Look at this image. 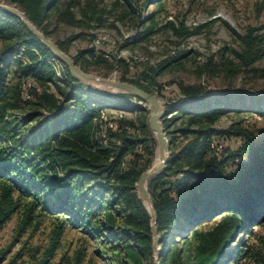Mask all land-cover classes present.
<instances>
[{"label": "trees", "instance_id": "trees-1", "mask_svg": "<svg viewBox=\"0 0 264 264\" xmlns=\"http://www.w3.org/2000/svg\"><path fill=\"white\" fill-rule=\"evenodd\" d=\"M0 1L19 8L46 36L54 14L57 22L74 26L83 23L87 15L90 19L96 15L92 2L81 7L77 0ZM122 1L131 6L140 0ZM157 1L145 0L146 4ZM76 9H81L83 18L78 17ZM184 31L183 26L177 30ZM74 39L70 37L66 42L56 43L67 52L65 43ZM240 39L242 50L236 56L243 66L250 67L262 57L264 36L249 29ZM0 44V175L6 177L11 173L18 179L26 172L29 179L61 187L66 203L79 198L80 205L73 208L79 209L85 223L87 214L96 211L109 196L110 208L124 218L135 246L142 254L149 255L153 242L150 215L136 192L143 173L137 168V160L143 151H152L148 123L144 121L138 125L133 120L117 118L116 129L108 133L109 136L114 133L118 142L100 145L93 132L94 121L100 111L107 108V96L84 90L66 66L60 79L52 52L17 16L3 10H0ZM21 49L29 60L27 63L17 58ZM87 54L94 57L96 51L91 48L79 52L73 57L75 63L78 65L80 58ZM169 61L156 70H163ZM13 62L17 64L15 79L10 72ZM142 76L153 77L148 72ZM29 83L31 86L27 88ZM52 83L65 84L66 88H59L62 98L50 92ZM136 84L153 92L139 82ZM181 91L184 99L177 110L189 111L191 115L182 131L193 138L172 155L164 170L149 183L157 229L163 237L165 258L162 264H225L231 258L229 246L247 231L250 223L261 219L258 213L264 209V136L260 142H255L250 130L230 128L224 134L237 137L242 146L236 153L226 148L216 153L212 147L213 136L220 132L212 126L227 113L222 101L228 94L207 98L198 88L183 84ZM26 92L30 98L25 97ZM21 106L29 109V116L13 124L9 120L10 113ZM33 121H37L36 126L17 132L22 123L28 125ZM163 126L165 130L169 127L168 120H163ZM3 141L8 142L10 153L2 147ZM228 164H232V172L227 171ZM40 172H44V176L37 177ZM17 187L21 194H32L28 187ZM15 191L14 182L3 184L0 226L18 209ZM201 211L204 212L198 215ZM25 213L24 222L27 223L32 215L30 210ZM219 217L222 218L217 222ZM210 222L216 223L208 230H201V226ZM60 237L59 228L52 239L51 252L56 249ZM176 237L182 238L183 243L177 244ZM245 254L247 252L241 248L234 257L239 259Z\"/></svg>", "mask_w": 264, "mask_h": 264}, {"label": "rangeland", "instance_id": "rangeland-1", "mask_svg": "<svg viewBox=\"0 0 264 264\" xmlns=\"http://www.w3.org/2000/svg\"><path fill=\"white\" fill-rule=\"evenodd\" d=\"M77 2L81 7L92 2L96 15L91 19L87 15L83 23L74 26L57 22L54 14L49 20L47 37L55 43L75 37L65 43L67 52H64L72 57L94 48L96 56H82L78 64L92 76L136 86L139 82L149 87L163 102V110L167 113L164 119L168 120L169 127L163 128L169 140L170 158L193 138L182 131L191 116L189 111L177 110L184 99L182 84L198 88L207 98L228 94L222 101L228 111L212 126L220 132L213 136L214 142L225 150L236 153L242 146L240 139L224 134L230 128L248 129L255 142L261 141L264 136V41L262 57L250 67L243 66L236 53L242 50L240 36L247 30L264 36V0H159L151 4L140 0L131 6L122 0ZM76 13L83 18L81 9H76ZM181 26L185 29L183 33L177 32ZM54 60L55 64L66 66L55 56ZM167 60H170L169 64L163 70H156ZM15 70L17 64L13 62L10 67L13 76ZM144 72L149 76L152 73L153 77H143ZM80 84L84 90L107 96L106 109L113 120L122 114L123 118L138 125L144 121L149 125V105L140 103V98L107 84L83 81ZM59 88H66L65 84L52 83L49 90L62 98ZM29 113L27 107L21 106L11 111L9 120L13 124L14 121L21 122ZM36 125L37 121L28 125L22 123L17 132ZM109 138V145L118 142L112 132ZM148 138L152 151H143L136 164L143 172L154 165L158 153V142L152 130ZM2 147L11 152L8 142L3 141ZM232 167L228 164L227 171L232 172ZM40 176H44V172L37 177ZM16 178L11 173L6 177L0 175V195L5 182H14V199L18 201L16 212L0 226V264H155L153 242L151 253L142 254L135 246L124 218L110 208L109 196L96 211L87 214L85 223L79 209L73 208L80 205L78 197L66 203L61 187L45 185L40 179H29L26 172ZM18 185L28 187L32 194H21ZM26 210L32 215L27 223L24 222ZM258 214L261 219L250 223L247 231L229 246L231 258L225 264H264V209ZM215 223H207L201 230H208ZM59 228L61 237L51 252L52 239ZM160 238L157 255L162 264L164 244L161 235ZM176 243L182 244L183 239L176 237ZM241 248L247 254L238 259L234 254Z\"/></svg>", "mask_w": 264, "mask_h": 264}, {"label": "water", "instance_id": "water-1", "mask_svg": "<svg viewBox=\"0 0 264 264\" xmlns=\"http://www.w3.org/2000/svg\"><path fill=\"white\" fill-rule=\"evenodd\" d=\"M0 10L12 13L15 16H17L29 28V30L42 42V44L46 46L57 59H59L61 62H63L66 65V67L69 69L73 77L87 83L99 82V83L107 84L118 91L133 94L137 98H140L142 102L149 105V112H150L149 125L151 130L155 134V137L158 142L160 162L158 165H153L150 169L144 171L141 174L137 182V189H138L139 198L142 200L143 204L145 205L150 215V227L153 235V252L155 255V264H159L157 254H158L161 238L157 229V215L154 208L153 199L148 190V182L152 176L163 170L167 166L170 160L169 140L163 128V119L167 115V113L164 112L163 110V102L157 97V95L148 92L136 85L122 81H115V80L95 77L84 72L75 63L72 56L68 55L63 50H61L60 47L57 45V43H55L45 34H43V32H41L19 8L0 2ZM145 201H147L149 205H147Z\"/></svg>", "mask_w": 264, "mask_h": 264}, {"label": "built area", "instance_id": "built-area-1", "mask_svg": "<svg viewBox=\"0 0 264 264\" xmlns=\"http://www.w3.org/2000/svg\"><path fill=\"white\" fill-rule=\"evenodd\" d=\"M17 58L22 60L24 63H27L29 60L24 54V49H21V52L17 55ZM54 66L57 71V76L62 79V70H63V65L62 64H55V60L53 59ZM60 66L58 69L57 67ZM62 66V67H61ZM31 84H27V88H29ZM26 98H30V95L28 92L25 94ZM140 103H143L140 101ZM118 118H123L122 114L118 116ZM116 129V122L113 120L107 109H102L100 111L99 116L95 119L94 121V129L93 132L95 133L96 139L99 140V144L103 146H107L109 143V131L110 130H115ZM212 147L214 148L215 152L218 153L222 150L223 146L221 144H218L216 142H213ZM140 149H142V146H139Z\"/></svg>", "mask_w": 264, "mask_h": 264}, {"label": "bare ground", "instance_id": "bare-ground-1", "mask_svg": "<svg viewBox=\"0 0 264 264\" xmlns=\"http://www.w3.org/2000/svg\"><path fill=\"white\" fill-rule=\"evenodd\" d=\"M96 83H97V84H103V83H99V82H96ZM115 90H116V89H115ZM159 162H160V154H159V151H158V153H157V157H156L155 162H154V165H158ZM145 203H146L147 205H149L147 201H145Z\"/></svg>", "mask_w": 264, "mask_h": 264}]
</instances>
